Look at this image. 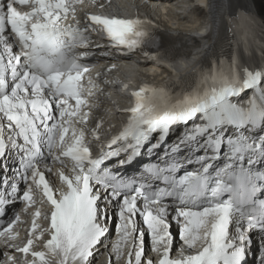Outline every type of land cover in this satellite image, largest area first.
<instances>
[{
    "label": "snow or ice",
    "instance_id": "obj_1",
    "mask_svg": "<svg viewBox=\"0 0 264 264\" xmlns=\"http://www.w3.org/2000/svg\"><path fill=\"white\" fill-rule=\"evenodd\" d=\"M80 3L0 0V160L5 173L9 156L16 163L3 178L0 209L19 200L27 212L38 192L50 206L49 227L39 237L33 219L26 242L14 243L17 214L0 230V247L31 255L25 264H49L46 256L56 264H91L116 219L112 252L124 264H247L254 233L257 264H264V42L255 37L256 18L238 10L244 30L231 50L178 73V91L169 85L132 91L126 121L101 142V124L89 127L92 98L101 90L86 63L95 55L92 36L103 33L110 48L131 54L143 52L155 26L104 14L80 20ZM69 17L72 24L65 23ZM241 50L247 58L255 50L259 65H246ZM142 156L147 162L125 175ZM57 163L54 189L46 172ZM45 231V250H33ZM146 235L153 255L145 254ZM0 264L20 261L5 251Z\"/></svg>",
    "mask_w": 264,
    "mask_h": 264
},
{
    "label": "bare ground",
    "instance_id": "obj_2",
    "mask_svg": "<svg viewBox=\"0 0 264 264\" xmlns=\"http://www.w3.org/2000/svg\"><path fill=\"white\" fill-rule=\"evenodd\" d=\"M188 5L189 3H186L185 6ZM145 7L146 5H143L139 8L146 9ZM169 7L172 11L177 10V7L174 8L172 3ZM162 10L164 14L165 10ZM238 10H243L244 12L251 14V16L256 18L255 24L253 25L254 34L256 39L264 42V0H209L208 11L202 8H195L193 11H190V13L187 12L186 15L189 16L190 19L193 20V22L186 21V17H180L177 12H175V14L171 13L172 16H170L169 13L165 16L163 15V19H165L166 21L168 20L170 22L169 26L167 27L162 26L161 24H153L155 26L153 30L156 32L155 37H152L151 42L145 43V45H149V47L152 48L151 52L156 53L157 57L165 56L169 61H174L175 64L180 62L182 65L184 64V66L187 65L186 67H188L191 66V64L197 60H200L202 63L207 64L209 55L218 53L222 50V48L224 50L230 51L233 46L231 42L236 41L238 37L242 34L244 29L243 27H241V21L237 19ZM173 21H177V24L174 25ZM201 22H206L205 26L206 30L208 31V34L206 36L200 34L199 36L192 35V33H190L192 31H187V27L197 26ZM230 28L232 29V31H229ZM193 36H195V38ZM183 43L187 45H182ZM191 44H194L195 47H191ZM253 54H256L255 50H253ZM170 55H175L176 57L180 58L178 60H175V58H172ZM241 55L243 57L242 50ZM135 57L136 56H133L132 59H134ZM243 60L245 64H254L256 63L255 61H259V57L257 55L256 60L243 57ZM158 62V60L151 58L149 60H146L142 64V66L159 67ZM157 69H159L158 71L161 75H163L162 78H164V69ZM140 73L143 75V77H137L146 78L148 75H151H146L144 71ZM188 83H190V81L187 78L182 77V85L184 86ZM164 85H169L173 89L181 86L176 85L174 83L173 78L170 82ZM97 97V101L101 102H97V105L98 107H100V110H98L99 112L96 111L95 114H105L104 111L102 112V108L105 110L107 108L105 107L106 103L104 101L106 100V94H104V92L99 93ZM110 110L107 108L106 114H110ZM105 121L106 119L103 120V122ZM13 159L14 158L12 156H9L6 160V163L10 169L7 173H5L4 170L5 161L0 160V175L10 176L12 174L11 169L13 164H15L13 162ZM112 225L113 223L111 222V230L108 232L107 236L103 238L102 243L98 245L97 248L94 250V255L90 258L91 264H96V261L99 260L103 252L107 250V244L109 242L108 237L109 234L112 232ZM174 244L178 245L179 243L177 241H174ZM144 246L145 252H148L150 247V240L148 239L147 235L145 238ZM5 251H8L12 255L16 256L17 259L20 261V264H25V260L29 259V257L20 258V253L16 252L14 249H5ZM107 263L110 264L108 261ZM97 264H103V259Z\"/></svg>",
    "mask_w": 264,
    "mask_h": 264
},
{
    "label": "rangeland",
    "instance_id": "obj_3",
    "mask_svg": "<svg viewBox=\"0 0 264 264\" xmlns=\"http://www.w3.org/2000/svg\"><path fill=\"white\" fill-rule=\"evenodd\" d=\"M178 1H179V0H177L175 3H173V7H174V8L178 7L177 4H181V1H182V0H180V2H178ZM174 5H175V6H174ZM222 49H223V48H222Z\"/></svg>",
    "mask_w": 264,
    "mask_h": 264
}]
</instances>
